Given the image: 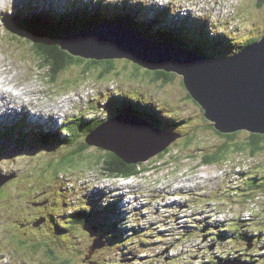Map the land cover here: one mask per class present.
I'll list each match as a JSON object with an SVG mask.
<instances>
[{
    "label": "rangeland",
    "instance_id": "obj_1",
    "mask_svg": "<svg viewBox=\"0 0 264 264\" xmlns=\"http://www.w3.org/2000/svg\"><path fill=\"white\" fill-rule=\"evenodd\" d=\"M22 1L24 0H4L3 2L7 3H4L5 5L3 4L4 6L2 5L3 7L0 8V59H10L13 57L16 62L23 65L18 79L20 84L17 87L26 88L28 85L27 97L31 99L30 103H33L32 107H34L36 111L27 109V111L24 112L19 110V103L16 101L10 103L7 98L0 100V136L3 134V138H0V170L6 173L16 172L18 175L13 185L0 188V198L4 199L5 196L10 194L8 201L10 200L13 202H0V264H49L47 260H44L45 257H50L55 260L52 262L50 260L51 264H77L72 259H70L72 262L65 261V263H63L60 257L53 258L52 256L54 254L51 252L48 253L45 251V254L44 249H42L44 245L42 247L41 244L40 247L36 249L35 253H32L34 250L32 241L37 240L36 235H40L41 231H36V234L26 233V229L24 231H19L22 227L20 223L26 219L19 218L21 216L17 215L18 220H16V222L13 220L16 214L19 213V211H16L14 208V206L18 204L22 192V189L18 187L24 188L23 185H25V187L29 185L28 187H30L31 185H36L44 181H48L51 186V188L48 189V198L55 201L54 204L58 203L53 205V217L52 207L45 209L43 212L48 215L50 221H54V219L57 220V218L60 219V221H58V226L59 229H62L61 232L63 234L58 240L60 254L69 252L68 249L64 247L62 239L64 237L68 239L73 232L79 231L78 228L74 226L75 222L63 218L62 215L69 205L76 204V198L79 199L82 197L84 202L80 203V201H78L80 205L75 206L87 209L90 215H88V217L84 216V222L79 224L84 225V223H89L97 227L100 224V233H102L103 236L104 233H106V238L110 242V245L107 244L105 248H100L99 252L95 254V258L100 260H102L103 257L108 258L102 260V264H110L112 262L111 259L114 260L113 264H121L116 262V260L129 255L123 249V252L118 256L116 253L120 252V249L125 245H128V250L143 252L141 255L139 254L144 257L145 261L143 264H186L190 255L195 256V260L197 261L203 259L204 262H207V259H212L213 255L210 253L211 248L216 253L219 251L217 245L214 247L213 243H211L212 240H209L205 245L198 244L199 246H194L192 249V242H183L184 240L176 241L178 236L186 239V235H183V230H176L173 232V235H171L172 233H164L157 229L158 224L161 223L162 227L166 226L164 231L172 230V227H170L171 222H168V218L172 217V215L170 212L165 214L161 211L162 205L160 203V198L166 194V191L167 194L176 192L174 188L175 180H182L184 182L181 181L185 187L180 189L179 192L186 193L187 186H195L196 190L206 192L202 187L198 186V184L212 186L213 182L218 184L216 187L221 185L222 191V185L226 186V179L228 185L234 188V186L240 182V179L237 177V174L240 172L239 169L244 171L242 172L244 175H255L264 179V140L262 142L259 141L258 145H260V147L255 150L254 154L248 151L246 147L243 151L239 150L238 148H240V146L248 143V132L241 130V132L235 134L231 140L217 134L215 129L208 125L209 122L204 118L199 105L191 96H188L189 94L183 85L181 75L174 73L172 80L162 84L159 81H153L150 78V74L144 71L146 68L140 65H138L140 66V68H138L137 64L131 61H127V64L124 62L126 59L123 58L116 59L118 61L115 65V71L105 74L104 76L99 75L100 71H90L85 74V78L82 79V75H80L82 74V69L73 66L62 72L56 78V82H52L47 77L49 70L41 65L40 57L25 46L24 37L22 35H15L11 32V29L4 24L5 19L14 16L10 9L16 8ZM166 1L188 8L204 16L210 22L212 27L219 34L220 43L222 42V45L206 53L209 55L218 56L221 55V52H226L228 50L233 51L246 42L248 36L252 37V39H258L264 33V1L262 0ZM84 21H86L85 18ZM14 72L15 69L10 66L9 73ZM120 91L133 97H141L148 101L152 99L160 106L163 112H169L173 119L183 120L182 124L174 129L179 130L184 135H180L181 137L178 136L173 143L168 146L169 152L161 157L159 156L160 153L150 157L144 162V165L148 167L149 164L153 163V166L150 168L148 167L145 171H141L139 175L129 181L123 180L121 181L122 183L120 182L119 184L112 178L103 177L104 175H102L100 169L101 161H98L96 156H105V150L98 149L97 147L88 145L89 147L84 150L74 151L73 147L67 144H50L48 146V144L35 141L33 146L31 143L23 145L22 141L17 142L15 140L16 136H22V134L20 130H18V127L12 125V120L15 124L21 122L24 130L25 127L32 125V122H29L26 117L30 120L39 118L45 123L50 122L52 124H57L55 123V118L56 116H60L57 119V122L60 124L62 115L54 114L46 110H44V112H46L44 115H40L41 112L39 111L43 107L52 109L58 104V102H56L58 99H60L61 102L62 100H67L65 103L60 104V109L63 108L64 104L66 105L67 113L75 112V114H78V110H82L81 112L83 114L94 115V118L97 117L99 120L106 119L114 115L115 110L112 108L113 106L105 100L108 96ZM90 100L95 101L97 109L91 111L93 108L90 106V111L86 113L88 108L85 103H89ZM89 105H91V103ZM14 111L16 112L13 113ZM8 114L11 116L10 119L7 118ZM76 123L79 129L85 127V124L79 119L76 120ZM88 124H91V122ZM7 125H9L8 127H10L11 130H6L8 129ZM64 125H66L65 121L61 128L66 131ZM110 127H112V125H110ZM34 132L35 129L32 127V138H35ZM6 134L9 136L5 137L4 135ZM27 137L28 136L25 138L27 139ZM224 140L230 142V145H228L230 152L228 151L227 159H223L228 160L226 164H223L225 172L222 173V175L217 173L219 172L218 170H221L217 168L221 162L210 164L209 166H200L203 164L200 161V155L215 151L217 146ZM243 142L245 144H243ZM188 145L189 147H187ZM32 146L33 150H37V154L35 156L31 155L30 157H41L44 159L36 160L33 163L28 162L27 157L21 158L25 153V149ZM248 147L250 148V145H248ZM44 151H46V153H44ZM230 165L232 166L230 167ZM233 165L240 166L241 168H236ZM68 174L71 175L66 177ZM77 176L80 177L78 178ZM61 177L64 179L61 180ZM66 178H68V180ZM221 179H223V183L220 181ZM20 181L24 182V184L20 185ZM62 182H64L65 185ZM102 183L106 184L109 189L107 188L106 191L103 192L101 187L99 188ZM191 183H193V185ZM113 184L123 187V193H127L126 199L128 200L126 203L130 209L129 223L136 224L137 226L142 224L147 236L144 235V231L138 232L135 228L132 229V232L124 230V234H122L118 230L124 227L125 223V220L120 217L121 214L120 216L118 215L115 207L110 206L105 208L103 205H100L101 200L105 202L113 201L112 198L118 200L114 197L118 192L114 189L115 187ZM156 184H160V186L158 187ZM11 186H13V188H11ZM243 188L244 187L239 189L236 197H233L230 193L225 197L232 198V200L229 201L230 204L236 202L235 205L231 204L232 207L230 206L235 213L240 210L243 212L242 217L247 216L243 218V223L246 224V226L243 225L244 227L238 229L236 234H232L233 232L229 233L230 231L225 232L223 230L224 226H218L216 230H208V233L211 232V236L214 239H219V234H223L224 237H221L222 244L220 247L222 249L225 247L233 249L234 246L238 255L241 250L247 248L241 245L242 233L251 232L250 230L254 232L259 230L258 232H260L261 229L264 235V192L261 189L253 191V195H258L250 200L253 201V205H256V207L254 206L252 209V212H250L249 205H247L249 202H247V199L243 197L241 193ZM76 189H79L81 192L84 191V194L82 193L81 195V192L76 191ZM73 190L78 194V197L77 195L73 196ZM98 205L101 207H98ZM226 205L229 206V204ZM22 206L26 207L27 204L22 202ZM60 210H63V212L58 215ZM195 216L198 215L196 214ZM13 222L15 224H13ZM218 223L223 224L222 222ZM76 224L77 223H75V225ZM80 228L82 229L83 227L81 226ZM71 231L73 232L70 233ZM86 234L88 233L86 232ZM227 234H230V236L227 237ZM169 235H171L170 240H172L173 243L164 245L160 240L161 238L166 239ZM106 238L104 236L105 240ZM18 239H21L20 241L22 243L25 242L23 239H27L28 241L21 247L16 243ZM198 242L202 243V241ZM91 244L92 242L89 243L88 247H90ZM88 247L85 253L86 258L90 259ZM106 248L107 253H104V255L103 251ZM166 248H169L171 252V255H169V262H165V258L160 261L162 254L158 257L155 256ZM229 248H225L219 252L222 255L230 254L233 250ZM256 248L259 253L263 254L264 251H261L262 248ZM41 250H43V252ZM163 255L164 257L166 256L165 253ZM70 256L71 258L73 257L72 254ZM231 256L232 258L230 259H233L235 254L232 253ZM67 259L68 258H65V260ZM76 261L78 262V260Z\"/></svg>",
    "mask_w": 264,
    "mask_h": 264
},
{
    "label": "water",
    "instance_id": "obj_2",
    "mask_svg": "<svg viewBox=\"0 0 264 264\" xmlns=\"http://www.w3.org/2000/svg\"><path fill=\"white\" fill-rule=\"evenodd\" d=\"M36 1L54 4L57 9L77 8L78 11H86L100 8L114 12L115 6H121L124 0H24L15 8L14 15L19 16L25 11L33 13ZM125 2H138L136 8L128 4L138 13L145 11L154 16L155 11L164 12L167 9V20H195L198 30L196 35H200L202 25H205L212 41L209 44L218 40L220 42L219 34L210 22L188 8L166 0ZM84 13L87 15L88 11ZM62 42V49L85 59L123 58L150 71L177 73L182 76L188 93L203 109L205 118L218 132L229 134L244 130L264 134V33L232 54L218 57L202 55L174 43L152 40L135 26L111 19H101L90 29L69 35ZM25 46L44 59L50 56L53 60L38 46ZM178 136L179 133L165 131L141 117L120 113L99 124L88 133L85 141L131 164L145 162L157 155ZM15 176L14 172L0 171V187ZM36 223L39 225L42 220ZM87 231L94 237L89 247L90 253L106 245L105 240L96 237L95 226L87 227ZM165 251L167 249L162 254ZM216 264L252 263L240 258H227Z\"/></svg>",
    "mask_w": 264,
    "mask_h": 264
},
{
    "label": "trees",
    "instance_id": "obj_3",
    "mask_svg": "<svg viewBox=\"0 0 264 264\" xmlns=\"http://www.w3.org/2000/svg\"><path fill=\"white\" fill-rule=\"evenodd\" d=\"M125 1H127V0H124L123 4L121 6H118V7L115 6L114 12H111L107 9L95 8L93 10V13H94V15L103 14L104 17H106V18H113L116 21L128 23L129 25L135 26L137 29H139L141 31V33L143 35L150 37V38H154L156 40H164V41L173 42L176 45L183 46L186 48H192L189 45H191L192 43H196L197 48L199 49V50L196 49V51H199V52L204 53V54H206L207 52L209 53V52H211V50H213L217 46L221 47V45H222V42L220 43L219 40L214 42L213 44L212 43L209 44V42H212V41H210V36H209L206 29H201V31L199 32L200 35H196V32H198L197 26H196V24H194L192 21H189L188 19H185V20L178 19L176 21L167 20L166 16H165V14L168 12L167 9H165L166 11H164V12L163 11L162 12L155 11L154 12L155 15L152 16L151 14L146 13L145 11L140 12V13L136 12L135 8L137 7L136 3H138V2H125ZM262 1H264V0H262ZM129 3H131L133 6L135 5V8H132L131 6H129L128 5ZM35 7H36V9H34L35 11L33 10L34 12L31 14H29L31 11H25V13L22 12V13L18 14L19 16L14 15V18H12V21L8 23V28L10 27L11 29H13L14 33L22 34V35L26 36L28 41H30L31 39H35V41H36L35 46H38L39 49L45 50L46 55L48 53L49 55L52 56L53 60L48 55H47L48 59H46V58L44 59V57H42L41 55L38 54V56H40L41 65L49 70L48 76L52 82H56V78L62 72L67 70V68H70L73 66L82 69L81 70L82 74H80V75H82V79H84L85 74L89 73L90 71H98V72L100 71L99 72L100 76H104L105 74H109L110 72L115 71V65H116V62L118 61L116 59H108V60L84 59L82 57L72 56V55L68 54L67 52H65L61 49V43H62V40L65 36H69V35H72L73 33H77V32L83 31L85 29H88L94 23L99 22L100 21L99 19L95 20V22L93 20L89 19L88 23H84L83 21H80L81 18L78 16L77 11H75L74 13L76 14L75 15L76 18H73L72 20H71V18H70V20H66L65 17H69V15L72 14L71 11H74V10L57 9L54 5H52L50 3L41 2V1H36ZM118 8H120V9H118ZM10 11L14 14L15 8L10 9ZM143 18H145V20H143ZM6 22H8V20H6ZM6 22H5V25H6ZM253 40L254 39H252V37L248 36L247 41L244 42L240 46V48L242 46H244V44L250 43ZM217 52H219V51H217ZM229 52H230V50H228L226 52H221V55H227V54H229ZM124 62L128 64V62L126 60ZM138 68H140V66H138ZM144 71L146 73L150 74V78L153 81H159L162 84L169 82L170 80H172V78L174 76V73H171V72L150 71L148 69H144ZM188 96H191V95L189 94ZM105 101L113 106L112 108H114V110H115L114 115L116 113L125 112L126 114L136 115L138 117L140 116L141 118L147 120L148 122H150L151 124H153L157 127L164 128V129H167V130L172 131V132L181 133L179 130L174 129V128L181 125L183 120L182 119H178V120L173 119L172 115L169 112L168 113L163 112L162 109L160 108V106H158V104H155V102L152 99H149V101H148V100L142 99L141 97H133V96L128 95L125 92L120 91V92H117V94H112V95L108 96ZM200 110L202 111L201 107H200ZM114 115H112V116H114ZM112 116H109V117H112ZM102 121H103L102 119L97 120V121L94 120L92 124H88V125H87V123L90 121H87V123H84L85 127L79 129L78 133L76 131H74L75 130V128H74V130L68 129L67 133L61 134L59 129L50 128L49 126H46L47 131L48 130H51V131L50 132L48 131L46 133V135H44V136H38L34 132L35 139L31 137L32 127L34 126L35 130H41L40 126H45V125H42L37 121H32L31 126L25 127V130L21 129L22 136L20 137V140L22 141L23 145H28L29 143H31L34 146V144H35L34 142L37 141V142H40L43 144H48V146L50 144H55V145L56 144H67L68 146L73 147L74 151L84 150V149L88 148L89 146H91V145L88 146V144L85 142L86 134L91 132L92 130H94ZM158 122H159V124H158ZM208 125L211 128L215 129L212 124L209 123ZM8 126L9 125H7L8 129H6V130H11V128ZM15 126L18 127V130H19V127L23 128V125L21 124V122L16 123ZM240 131H236L234 133H229V134H223V133L218 132L215 129V132L217 134H220L221 136L225 137L226 139L228 138L229 140L233 139V136ZM242 131H244V130H242ZM2 135L0 137H3ZM183 135L184 134H182V136ZM6 136H9V135L6 134ZM26 136H28L27 139L25 138ZM259 137H261V136H258V133L248 132L249 140H248L247 144L250 145V148L248 147L247 144H245L243 142V144H245V145L240 146V148H238V149L243 151L246 147L248 149V151H250L251 153L254 154L255 150L258 147H260V145H258V143L260 141ZM240 144H242V143H240ZM189 145L187 147H189ZM228 145H230V142L228 140H224L223 142H221L217 146V149L215 151H212L210 153H203L202 155H200L201 163L214 164V163H218V162H225L226 160H223V159H227L226 157L228 155V151L230 152V150L228 149ZM33 146L25 149V153L21 156L22 159L27 157L28 160H31L33 163L36 160L38 161L39 159H44L41 157H30L31 155L35 156L37 154V150L32 149ZM98 149H101V148H98ZM167 152H169V148L161 151L159 156L161 157ZM44 153H46V151H44ZM104 153H105L104 154L105 156H100V157L96 156V159H98V161H101V168L100 169L102 171V174H104V175L113 176V177H119V176L120 177H128L131 175H139L141 173V171H145L148 167L150 168L153 166V163H151L147 167L144 165L143 162H135V163L129 164V163L124 162L123 159H121L120 157H118L116 154H114L112 152L105 150ZM18 156H20V155H18ZM0 158H1V155H0ZM2 158H3V155H2ZM16 159H17V157H16ZM69 175L70 174H68L67 176H69ZM237 175H238V178L240 179L241 185L236 186L237 189L235 190V192H236L235 194H237V192L239 191L240 188L244 187L241 190V193H242V196L247 199V202H249V204H250V200L255 198L258 195V194L253 195L254 190L261 189L264 192V183L262 182V180H264V179H262L260 176L259 177L255 176V175L247 176L244 174H237ZM17 177H18V175H17ZM249 177H250V179H249ZM58 178H60V177H58ZM66 179H68V178H66ZM14 180L8 184L3 185L0 188L8 187L9 185H13ZM22 184H24V182L20 181V185H22ZM48 185H49V187H48ZM28 186L29 185H27V187H25V185H23L24 188L18 187L19 189H22V192H21L18 204L16 206H14V208L16 209V211H19V213L16 214V217H14L13 220H18L17 215L21 216L19 218H25L26 220H31L32 219L31 217L35 216L37 211H39L40 209H41L40 212L44 211L43 208L33 207L32 203L49 197L48 189L51 188L50 184L48 183V181H44L41 183H37L36 185H31L30 187H28ZM11 188H13V186H11ZM99 188H100V186H99ZM101 189L104 192V189L102 187H101ZM73 191H74L73 196L77 195V197H78V194L75 193V190H73ZM76 191L81 192L79 189H76ZM82 193L83 192H81V195H82ZM8 197H10V194H8V196H5L4 199L0 198V202L1 201H7L8 203H13L10 200L8 201ZM114 197H115V199H118V200H114V198H112L113 201H107V202L101 200L100 205H103L105 208L111 206V207H115L116 209H122L123 207H122V205H120L119 197H117V196H114ZM82 199H83L82 197H80V199L76 198V204L75 205L76 206L80 205V204H78V201H80V203H82L83 202ZM22 202L26 203L27 206L23 207ZM51 202L54 203L55 201L52 200ZM109 203H111V204H109ZM55 204H58V203H55ZM55 204H53V205H55ZM249 204H247V205H249ZM53 205H51V207L53 208L52 217L54 216ZM75 205H69V207H67L65 209V211L66 212H72V211H75L76 208L79 209L74 214L73 213H72V215L69 214V216L67 218L70 220L73 219L72 221L77 223L76 225L74 223V226L77 228H80L83 225H81L79 223L84 222V219H83L84 216L88 217V215H90V214L88 213L87 209H82V208L76 207ZM245 205H246V203H245ZM98 207H101V206L98 205ZM62 212H63V210H60L58 215ZM29 213L31 214V216L28 215ZM241 213H242V211L239 210L238 211V217L233 218L231 220L230 224L224 226V229H229L230 232H233L232 234H234V233L236 234L237 230L242 228L244 225L243 220L241 219L242 217H239V216H241ZM26 220H23V226L20 228L19 231H24L26 229L25 230L26 233H35L36 234V232L30 231V227L29 228L27 227V226H30V224L28 225ZM58 221H60V219L57 218V220L54 219V221H52L51 223L52 224L57 223V225H58ZM13 224H15V223L13 222ZM47 229H48V227H45L40 232L41 236L44 235L43 236L44 239H41L42 237L40 238V235H36V239L40 238V240L39 241H37V240L32 241L33 242V249H34L32 251V253L33 252L35 253L36 249H38L40 247V244H41L42 247L44 245V247L42 248V249H44V252L46 251V252L50 253L49 252L50 248L55 249L57 257H53V258L60 257L62 262L64 261L63 259L70 258L71 253L60 254L58 247L52 243L53 237H51V235L48 233ZM99 229L101 230L100 224H99ZM124 229H125L124 227H121L118 230L120 232H122V231H124ZM162 231L165 233L167 232L164 230H162ZM250 231L251 232L248 231V233H245L243 231L244 233H242L243 235L241 236V241L245 240L246 238H248L247 241L251 240L252 238H256V244L259 243L260 241H262L263 245H264L263 230L260 229V232H258L259 231L258 230L257 231L258 234H257V232H254L253 230H250ZM219 235H223V234H219ZM49 236L51 237V239L48 242L47 239ZM104 236H105V238L107 237L106 233H104ZM228 236H230V234H228ZM23 238H24V236H23ZM20 240L21 239H18L16 241V243H17V245H19L21 247L24 246L23 244H26V242L28 241L27 239H23L25 242L22 243ZM106 240H107V238H106ZM247 241H244L245 243H244L243 247H246ZM43 242H46V243H43ZM107 244L110 245V242L108 240H107ZM127 246L128 245H125L121 249L127 251L128 250ZM255 247H256V245H255ZM129 250L127 251V253L135 251V250H130V251ZM41 251L43 252V250H41ZM41 251H39V252H41ZM263 251H264V249H263ZM46 252H45V254H46ZM262 256L264 257V252H263ZM45 258H47L48 260H51V261H55L54 259H52L50 257H45ZM62 262H60V263H62ZM63 263H65V262H63Z\"/></svg>",
    "mask_w": 264,
    "mask_h": 264
},
{
    "label": "flooded vegetation",
    "instance_id": "obj_4",
    "mask_svg": "<svg viewBox=\"0 0 264 264\" xmlns=\"http://www.w3.org/2000/svg\"><path fill=\"white\" fill-rule=\"evenodd\" d=\"M258 136H261L259 138H260V141L262 142L264 140V134H258ZM262 182L264 183V180H262ZM38 202L39 201L33 202L34 207H38L37 205L35 206V203L37 204ZM254 206L256 207V205H254ZM39 208H43L45 210V209H47V206H43V207H39ZM40 210L36 212L35 216L31 217L32 218L31 220H26L28 225L30 224V226H27V227L28 228L30 227L31 232L41 231L45 227H48V229H50L53 233V235L50 234L51 237H53L52 243L58 247V240H59V237L61 236L60 234H58L59 226L57 225V223L52 224L51 223L52 221L49 220L48 215H46L44 212H40ZM28 215L31 216L30 213ZM36 219L37 220L41 219L43 222L41 224L37 225ZM14 222H16V220H14ZM20 225L23 226V222H21ZM92 226H95V225L92 224ZM78 230L79 231H77V232H73V231L70 232V233L73 232V234L71 235L72 238H68L66 240V238L64 237L62 239L64 247H66L69 251V252H64L63 254L71 253L73 255V257L68 258V260L63 259L64 260L63 262H65V261L72 262L70 260V259H72L77 264H102L103 263L102 260H105V257H103L102 260L95 258V254H97V252H99V249L93 250L92 253L89 254L90 259L86 258L85 251H86L88 244L90 242H92L93 237H89L86 234L85 227H83L82 229L78 228ZM96 235L103 236L100 233L99 226L96 229ZM43 236L44 235H42V236L40 235V238L41 237L43 238ZM51 237L50 236L48 237V239H47L48 242L50 241ZM247 239L248 238H246L245 241H247ZM39 240L40 239H37V241H39ZM106 244H107V240H106ZM255 245H256V238H252L251 239V245L249 246V248L241 250L238 256H239V258L245 259L249 263H252V264H264V258L262 256V253H259L257 251V248L255 247ZM124 251L127 252L126 250H124ZM49 252L54 254L52 257H57L55 249L50 248ZM121 252H123V250ZM103 254H104V251H103ZM139 254L140 253L138 251L130 252V253H128L129 256L123 257L124 262H120V263L121 264H141V263L143 264L144 257L140 256ZM156 256L158 257L159 254H157ZM76 260H78V262ZM168 260H169V258L165 259L164 261L167 262Z\"/></svg>",
    "mask_w": 264,
    "mask_h": 264
},
{
    "label": "bare ground",
    "instance_id": "obj_5",
    "mask_svg": "<svg viewBox=\"0 0 264 264\" xmlns=\"http://www.w3.org/2000/svg\"><path fill=\"white\" fill-rule=\"evenodd\" d=\"M4 0H0V8L1 7H3L6 3L5 2H3ZM5 3V4H4ZM4 4V5H3ZM3 5V6H2ZM4 24H5V22H4ZM0 66H1V68H0V100L1 99H5V98H7L9 101H10V103H13V102H18L19 103V110H21V111H24V112H26L27 111V109H31V110H33V111H36L35 110V108L34 107H32V105H33V103H30L31 102V99H29L27 96H28V85H27V87L25 88V87H22V88H19V91L18 92H14L13 91V88L14 87H17L20 83H19V81H18V79H19V77H20V74H21V68H22V64H19L18 62H16L15 61V59L12 57V58H10V59H4V58H1L0 59ZM10 66L11 67H13L14 69H15V72L14 73H9V71H10ZM137 99V98H136ZM134 100V99H133ZM143 101V100H142ZM60 104V103H59ZM77 105V104H76ZM30 106V107H29ZM66 105L64 104V106H63V108L62 109H60V106H58V105H56V106H54L52 109H50V108H48L47 107V109L46 108H42V109H40L39 111L41 112V114L40 115H44L46 112H44V110H46V111H49V112H51V113H54V114H58V115H60V113L61 112H64V107H65ZM67 108V107H66ZM31 110H29V111H31ZM38 111V110H37ZM38 111V112H39ZM16 111H14L13 113H15ZM87 112V111H86ZM165 114V113H164ZM50 115V114H49ZM169 116V115H168ZM47 117H49V116H47ZM140 117V116H139ZM7 118L8 119H10L11 118V116H10V114H8V116H7ZM169 120V119H168ZM12 122V125L13 126H15V122L12 120L11 121ZM158 124H159V122H158ZM169 128V127H168ZM173 128V127H172ZM171 129V128H170ZM81 167V166H80ZM81 169V168H80ZM165 169H167V168H165ZM74 172V171H73ZM76 172V171H75ZM159 172H160V170H159ZM168 172H169V170H168ZM161 173V172H160ZM168 174V173H167ZM170 174V173H169ZM71 175V174H70ZM69 175V176H70ZM80 175V174H79ZM67 176V175H66ZM63 177V176H62ZM61 177V178H62ZM65 177V176H64ZM68 177V176H67ZM75 177V176H74ZM78 177V176H77ZM80 177V176H79ZM78 177V178H79ZM82 177V176H81ZM113 177V176H112ZM120 177V176H119ZM162 177V176H161ZM171 178H172V176H171ZM64 179V178H63ZM63 179H61V180H63ZM97 179H98V177H97ZM96 179V180H97ZM162 179V178H161ZM68 180V179H67ZM77 180V179H76ZM100 180V179H99ZM105 180H107V179H105ZM79 181V180H78ZM104 181V180H103ZM165 181V180H164ZM172 181H174V180H172ZM182 181V180H181ZM65 182V181H64ZM64 182H62L63 184H64ZM97 182V181H96ZM183 182V181H182ZM122 183V182H121ZM184 183V182H183ZM120 184V183H119ZM163 184V183H162ZM192 185H193V183H191ZM65 185V184H64ZM122 185V184H121ZM172 185V184H171ZM184 185V184H183ZM93 186V185H92ZM156 186H157V184H156ZM74 187V186H73ZM165 187H167V186H165ZM185 187V186H184ZM189 188H191V189H195V186H188ZM93 188V187H92ZM96 188V187H95ZM114 188V187H113ZM163 188V187H162ZM83 189V188H82ZM81 189V190H82ZM109 189V188H108ZM115 189V188H114ZM156 189V188H155ZM85 190V189H84ZM140 190V189H139ZM148 190V189H147ZM111 191V190H110ZM153 191H154V188H153ZM152 191V192H153ZM84 192V191H83ZM90 192V191H89ZM126 192V191H125ZM136 192V191H135ZM141 192V191H140ZM166 193H167V191H166ZM84 194V193H83ZM113 194V193H112ZM137 194V193H136ZM80 195V194H79ZM135 197V196H134ZM80 199V198H79ZM227 199L228 198H224V201H227ZM83 200V199H82ZM111 200V199H110ZM133 200V199H132ZM84 202V201H83ZM130 207V206H129ZM117 210V209H116ZM117 212H118V210H117ZM118 214L120 215V213L118 212ZM42 217V216H41ZM198 218V216H191V219L192 220H195V219H197ZM73 220V219H72ZM71 220V221H72ZM75 221V220H74ZM216 225L217 226H224L223 224H220V223H218V222H216ZM227 237H228V234H227ZM209 240L207 239L206 241H204L203 243V245H205L207 242H208ZM201 245L202 243L201 242H198V240H194L193 241V248H194V246H199V245ZM192 248V249H193ZM202 249H204V248H202ZM219 249H222L220 246H219ZM44 260H47L48 261V263L49 264H51V262H50V260H48L47 258H44ZM187 264V263H186Z\"/></svg>",
    "mask_w": 264,
    "mask_h": 264
},
{
    "label": "clouds",
    "instance_id": "obj_6",
    "mask_svg": "<svg viewBox=\"0 0 264 264\" xmlns=\"http://www.w3.org/2000/svg\"><path fill=\"white\" fill-rule=\"evenodd\" d=\"M22 36H23L24 39H25V43H24L25 45H31V46L34 45V46H35V44H36L35 39H31L30 41H28V39H27L26 36H24V35H22ZM29 49H30V48H29ZM30 50H31V49H30ZM31 51H32V50H31ZM32 52H33V51H32ZM34 53H35V52H34ZM35 54L38 56L37 53H35ZM38 57H40V56H38ZM137 65H138V64H137ZM182 82H183V81H182ZM183 85H184V84H183ZM184 87H185V86H184ZM185 89H186V88H185ZM186 90H187V89H186ZM187 92H188V91H187ZM188 94H189V93H188ZM115 115H117V114H115ZM115 115H114V116H115ZM112 117H113V116H112ZM112 117H109V118H112ZM109 118H108V119H109ZM161 129H162V128H161ZM172 143H173V142H172ZM172 143H171V144H172ZM167 148H168V147H167ZM167 148H166V149H167ZM143 163H144V162H143ZM218 173H219V172H218ZM131 176H133V177L135 178L137 175H131ZM131 176H130V177H131ZM175 181H178V180H175ZM175 181H174V182H175ZM180 181H181V180H180ZM208 188H209V187H208ZM208 188H207V189H208Z\"/></svg>",
    "mask_w": 264,
    "mask_h": 264
},
{
    "label": "built area",
    "instance_id": "obj_7",
    "mask_svg": "<svg viewBox=\"0 0 264 264\" xmlns=\"http://www.w3.org/2000/svg\"><path fill=\"white\" fill-rule=\"evenodd\" d=\"M236 168H238V167H236ZM224 172H225V169L219 170V173H224ZM217 173H218V172H217ZM217 175H218V174H217ZM204 190H205V189H204ZM192 208H193V207L189 205L187 208H185V209H187V210H185V211H188V212L190 211V212H191V211H192ZM182 211H183V210H182Z\"/></svg>",
    "mask_w": 264,
    "mask_h": 264
}]
</instances>
